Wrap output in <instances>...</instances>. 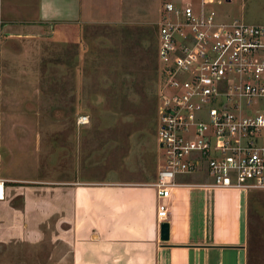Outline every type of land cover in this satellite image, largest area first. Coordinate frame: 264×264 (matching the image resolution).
<instances>
[{
	"label": "rangeland",
	"instance_id": "rangeland-1",
	"mask_svg": "<svg viewBox=\"0 0 264 264\" xmlns=\"http://www.w3.org/2000/svg\"><path fill=\"white\" fill-rule=\"evenodd\" d=\"M165 0H93L116 19L59 39L49 26L0 33V179L135 184L161 165L156 107L163 65L157 26ZM92 2V3H93ZM217 14L264 26V0H232ZM256 108L264 114V98ZM86 117L84 125L76 123ZM244 200V199H243ZM246 264H264V190L246 198ZM52 219L37 244L0 245V264H70Z\"/></svg>",
	"mask_w": 264,
	"mask_h": 264
},
{
	"label": "crops",
	"instance_id": "crops-1",
	"mask_svg": "<svg viewBox=\"0 0 264 264\" xmlns=\"http://www.w3.org/2000/svg\"><path fill=\"white\" fill-rule=\"evenodd\" d=\"M93 0H0V33L75 27L116 19ZM154 182V181H153ZM7 183V182H6ZM3 185L0 245L37 244L52 219L70 264H246L247 193L210 188L203 171L176 176L165 201L168 240L159 241L152 183ZM244 199V200H243Z\"/></svg>",
	"mask_w": 264,
	"mask_h": 264
},
{
	"label": "built area",
	"instance_id": "built-area-1",
	"mask_svg": "<svg viewBox=\"0 0 264 264\" xmlns=\"http://www.w3.org/2000/svg\"><path fill=\"white\" fill-rule=\"evenodd\" d=\"M232 0H165L157 26L164 82L156 107L161 165L157 225L175 178L203 171L210 188L264 190V26L226 19ZM1 61V51H0ZM86 117L76 123L84 125ZM4 180L0 179V201Z\"/></svg>",
	"mask_w": 264,
	"mask_h": 264
},
{
	"label": "water",
	"instance_id": "water-1",
	"mask_svg": "<svg viewBox=\"0 0 264 264\" xmlns=\"http://www.w3.org/2000/svg\"><path fill=\"white\" fill-rule=\"evenodd\" d=\"M159 231V241L160 242H167L168 240V224L166 222H161L158 225Z\"/></svg>",
	"mask_w": 264,
	"mask_h": 264
}]
</instances>
